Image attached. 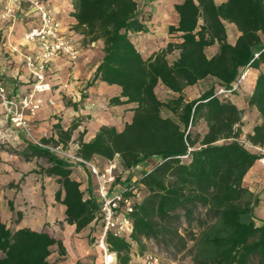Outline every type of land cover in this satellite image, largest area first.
Returning a JSON list of instances; mask_svg holds the SVG:
<instances>
[{
  "label": "trees",
  "instance_id": "1",
  "mask_svg": "<svg viewBox=\"0 0 264 264\" xmlns=\"http://www.w3.org/2000/svg\"><path fill=\"white\" fill-rule=\"evenodd\" d=\"M77 29L86 41L103 43V60L95 82L121 88L111 104H134L131 123L122 132L103 126L90 142L85 133L78 139V155L112 161L118 157L125 176L115 187L140 190L142 199L133 214L131 241L108 235L106 243L117 254L118 264H129L133 245L140 255L154 244L173 262L190 259L192 264H264V220L256 217L262 197L244 186V179L262 156L250 152L241 142L243 111L232 102L238 94L224 98L220 89L230 90L245 69L264 65V0H185L175 6L178 26L169 28L179 43L145 60L131 40L134 33L149 28L134 0H73ZM225 23L241 34L235 45L227 40ZM217 45L209 57L207 49ZM176 51L178 57L170 61ZM211 80L214 82L211 86ZM208 83L199 96L190 99L189 88ZM169 97L162 101L157 89ZM250 107L259 112L248 142L264 148V74L256 80ZM167 109L173 117H164ZM203 121L204 135L192 129ZM80 122V120H78ZM79 127L68 130L57 124L58 139L41 144L67 149ZM191 149V152L189 150ZM21 155L45 159L41 173L56 179L60 189L56 201L66 207V222L77 233L99 220L100 205L90 179L86 192L72 178L73 167L62 156L35 144H27ZM188 156L187 159L183 157ZM10 210L14 207L10 203ZM1 209V200H0ZM22 218L17 213V220ZM66 255L63 243L46 232L13 231L1 218L0 264H54L52 248Z\"/></svg>",
  "mask_w": 264,
  "mask_h": 264
},
{
  "label": "crops",
  "instance_id": "2",
  "mask_svg": "<svg viewBox=\"0 0 264 264\" xmlns=\"http://www.w3.org/2000/svg\"><path fill=\"white\" fill-rule=\"evenodd\" d=\"M44 1L62 23L64 31L68 32L80 47L81 54L75 63L56 58L49 64L47 81L51 90L36 95L42 99L43 104L34 115L24 111L29 131L17 129L10 124L4 107L0 103L1 218L13 231L26 228L35 232H46L61 241L66 255L61 256L57 246H54L49 258L54 264H101L103 252L98 245L99 225L92 223L77 233L76 226L69 225L65 221L66 207L56 201V192L60 189L56 179L41 173V168H46L48 164L43 165L42 159H26L21 155V151L27 144L37 145L44 138L58 139L55 130L57 124H60L64 130H68L76 122L79 123V127L73 132L71 143L65 149L73 152L74 149L70 150V147L79 149L78 139L81 133H85L84 142H90L103 126L115 127L122 132L125 125L132 121L135 105L114 106L111 104V100L121 94V88L117 86H108L99 81L90 86L104 57L103 43L102 41L92 43L86 41L82 30L77 29V21L73 17V0ZM134 1L144 18L151 17L149 21L144 20L149 28L148 33L131 35L132 42L145 60L165 50L170 43H179L177 35L170 34L169 28L178 26L180 18L175 6L185 0ZM227 1L214 0L216 5ZM7 2L8 0H0V79L6 85L14 105L20 110L22 99L31 94L34 86V77L25 65L24 55L40 53L39 45L28 43L24 35L28 29L36 25L37 21L29 13L28 4L21 5L17 11L16 22L2 20L1 15ZM225 27L228 42L235 45L241 34L233 24L225 23ZM217 51L218 46L215 45L207 49V54L212 57ZM178 55V51L175 52V58L171 54L170 61H174ZM261 72L264 74V65L260 70L248 69L246 79L250 77L249 81L246 86L243 83L242 89L232 98V102L243 111L241 139L246 140L249 145L251 144L247 137L253 134L254 128L262 123V119L257 109L248 105L247 98L251 96ZM213 83L211 80V86ZM206 84L208 83H203L204 87ZM194 88L186 91L190 92ZM243 89L247 92L243 93ZM203 92L204 89L200 94ZM254 147L252 145L247 149L264 157V148L257 150ZM72 178L81 183V190L86 192L90 182L88 173L73 168ZM244 186L262 197L260 207L264 203V167L260 165V161L248 172L244 179ZM10 203L14 207V212L10 210ZM6 209H9V212L3 214ZM18 212L22 214V218L16 221ZM260 219L264 220V218ZM94 237H97L96 244H91ZM134 246L133 252H136ZM129 264L145 263L144 259L137 260L132 254Z\"/></svg>",
  "mask_w": 264,
  "mask_h": 264
},
{
  "label": "built area",
  "instance_id": "3",
  "mask_svg": "<svg viewBox=\"0 0 264 264\" xmlns=\"http://www.w3.org/2000/svg\"><path fill=\"white\" fill-rule=\"evenodd\" d=\"M22 4L29 5V13L37 21L36 25L28 29L24 35L25 41L38 44L40 47L39 54L24 55L25 65L34 77V86L31 94L22 99L21 109L18 110L9 96L6 85L0 79V103L4 107L10 124L17 129L29 131L24 111H29L34 115L43 104L42 99L36 97V95L51 90V86L47 81L49 64L56 58H62L75 63L80 57L81 49L73 41V37L64 31L62 23L51 12L44 0H8L3 9L1 19L13 23L16 22L17 11L21 8ZM247 74L248 68L245 69L230 90L220 89L217 92V96L227 98L235 92H239L242 89ZM37 145L62 156L73 168L88 173L96 189L97 201L100 205L99 220L97 222L100 228L98 245L103 252V264H116L117 254L109 250L106 238L110 234L116 238L131 241L134 231L133 214L142 199V192L140 190H129L125 187L114 186L118 177L127 173L121 169L118 157L112 161H107L105 167L101 168L95 158L89 161L81 158L78 155L77 148L74 152H68L61 146L56 147L41 143ZM247 145L252 147V145ZM254 148L261 150L258 147ZM189 152H191V149ZM183 158L187 159L188 156ZM259 161L264 167V157ZM144 263L163 264L153 254H147L144 257Z\"/></svg>",
  "mask_w": 264,
  "mask_h": 264
},
{
  "label": "rangeland",
  "instance_id": "4",
  "mask_svg": "<svg viewBox=\"0 0 264 264\" xmlns=\"http://www.w3.org/2000/svg\"><path fill=\"white\" fill-rule=\"evenodd\" d=\"M172 55L174 56L173 58H175V53L172 54ZM249 78H250V77H249ZM249 78H247V79L244 81V85H245V86H246V83L249 81ZM206 88H208V84H206L205 87H204L203 84H201L200 86H198V87L192 89L190 92H188V96H189V98H190V99H193V98L197 97V96L202 92V89L205 90ZM243 90H244V89H243ZM246 92H247V90L245 89V90L243 91V93H246ZM157 95H158V97H159L162 101L167 100L168 97H169V93H168L164 88H162V87H159V88L157 89ZM162 115H163L164 117H173L172 114H170V112H169L167 109H163V111H162ZM192 131H193L195 134H199V135L202 136V135H204V134L206 133V131H207V126H206V124H205L203 121H201L200 123H198V125H197L195 128L192 129ZM240 142H241L246 148H251L250 146L247 145V141H246V140L240 138ZM50 145H51V146H54L53 143L50 144ZM72 149H74V151H75L76 148H74V147L72 146V147H70V150H72ZM74 151H73V152H74ZM95 159L97 160V163H98V165H99L101 168H104V167H105L106 162H107L106 160H103V159L98 158V157H96ZM42 161H43V162H42L43 165H46V164H47V161H46L45 159H42ZM119 173H120V172H119ZM125 175H126V174H123L122 176H125ZM6 212H9V209L4 210V211H3V214H6ZM255 214H256V217H257L258 219H260V218H264V203H263L260 207H258V208L256 209ZM96 240H97V237H94V239L91 240V244H96ZM134 251H136V252H133V255L135 256V258H136L137 260H139V258L144 259V257H145L147 254H153V255L157 256V257L162 261L163 264H192V262H191L190 259L180 260V261H178V262H173V261L169 260V259L167 258V256H166L164 253H161V252L158 250V248H157L154 244H152V243L147 244V251L144 252L143 255H140V253H139V251H138V248H137L136 246H134ZM138 256H139V258H138ZM100 263L103 264V261L101 260ZM139 263H140V262H139Z\"/></svg>",
  "mask_w": 264,
  "mask_h": 264
},
{
  "label": "bare ground",
  "instance_id": "5",
  "mask_svg": "<svg viewBox=\"0 0 264 264\" xmlns=\"http://www.w3.org/2000/svg\"><path fill=\"white\" fill-rule=\"evenodd\" d=\"M260 165H261V163H260ZM114 261V260H113Z\"/></svg>",
  "mask_w": 264,
  "mask_h": 264
}]
</instances>
